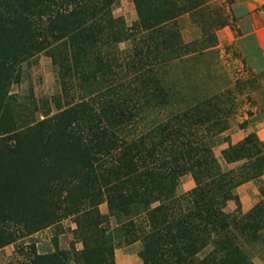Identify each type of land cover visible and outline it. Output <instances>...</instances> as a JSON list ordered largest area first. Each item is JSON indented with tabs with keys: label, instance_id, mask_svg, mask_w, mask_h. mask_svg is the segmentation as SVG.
<instances>
[{
	"label": "rangeland",
	"instance_id": "1",
	"mask_svg": "<svg viewBox=\"0 0 264 264\" xmlns=\"http://www.w3.org/2000/svg\"><path fill=\"white\" fill-rule=\"evenodd\" d=\"M190 88L221 90L209 108L229 129L212 156L237 180L223 212L264 264V0H0V264H140L145 242L123 241L102 190L104 110L136 104L126 128L110 119L115 167L124 136L130 169L177 166L168 110ZM194 185L184 174L175 196Z\"/></svg>",
	"mask_w": 264,
	"mask_h": 264
},
{
	"label": "trees",
	"instance_id": "2",
	"mask_svg": "<svg viewBox=\"0 0 264 264\" xmlns=\"http://www.w3.org/2000/svg\"><path fill=\"white\" fill-rule=\"evenodd\" d=\"M170 19V16L164 18ZM180 57L171 53L168 61H179ZM171 85L150 86L141 93L147 90L155 96L163 95L173 90ZM188 91L183 95L185 102L170 104L168 110V121L172 120L176 125H167L168 136L179 139L175 144V150L179 148L178 156H175L176 152L172 154L180 163L165 168L152 164L130 169L128 160L134 155L129 149L131 140L127 142L128 137L122 138L121 135L122 151L118 160L122 162L117 167L112 164L115 136L111 131L108 133L110 119L118 117V127L126 128L129 122L125 115L136 104L117 103V108H121L118 114H112L116 106L107 104L108 110H104L107 128L102 138V156L106 163L102 170L105 175L102 190L109 216L128 234L124 235L126 239L123 241L145 242L148 251L140 264H253L249 228L244 221L235 222L223 212L226 203L234 199L231 190L237 184L236 174L221 172L212 156L214 141L229 129L228 122L209 108V100L216 95L219 97L221 90L212 91L208 98L198 96L196 100L194 90L190 88ZM116 170L122 176L120 181L113 178ZM186 173L192 174L195 185L189 192L176 197L175 187ZM71 250L76 257L98 253L87 247ZM201 253L203 255L197 259L196 255ZM43 258L46 256L33 255L25 264H64L47 260L44 263ZM76 264L90 263L81 260Z\"/></svg>",
	"mask_w": 264,
	"mask_h": 264
}]
</instances>
